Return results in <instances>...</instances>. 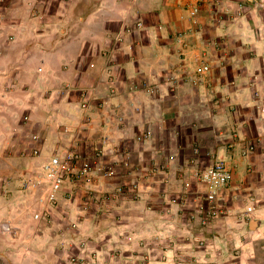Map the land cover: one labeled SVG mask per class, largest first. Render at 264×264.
Masks as SVG:
<instances>
[{
	"label": "crops",
	"instance_id": "crops-1",
	"mask_svg": "<svg viewBox=\"0 0 264 264\" xmlns=\"http://www.w3.org/2000/svg\"><path fill=\"white\" fill-rule=\"evenodd\" d=\"M198 1L204 3L196 28L187 8ZM263 1L257 0V7ZM3 2V151L33 160L27 169L42 159L20 151L19 142L30 134L39 136L41 154L73 144L128 151L140 166L142 189L140 199L111 201L108 194L127 178H98L75 188L74 199L65 193L59 197L49 223L36 226L19 213L12 219V233L0 232V239L19 243L8 252L0 249V264H65L54 245L87 238L94 264H264L262 214L247 223L235 218L203 227L179 201L188 172L215 160H223L236 178L264 177V168H258L264 161V9L246 2L241 19L218 24L213 0ZM136 22L141 30L121 33L122 26ZM118 36L121 41L114 45ZM200 58L210 72L205 84L194 87L187 76ZM114 77L118 94L111 93ZM132 82L138 86L135 92ZM143 84L158 85V93L146 92ZM146 132L149 138L137 143ZM248 145L253 151H247ZM194 148L205 156L190 166ZM154 164L163 173L148 176ZM57 223L74 225V235Z\"/></svg>",
	"mask_w": 264,
	"mask_h": 264
},
{
	"label": "built area",
	"instance_id": "built-area-1",
	"mask_svg": "<svg viewBox=\"0 0 264 264\" xmlns=\"http://www.w3.org/2000/svg\"><path fill=\"white\" fill-rule=\"evenodd\" d=\"M223 0H213V5H219ZM3 0H0V11L5 5ZM239 13H236L237 17L241 15L242 4L239 2L237 5ZM227 13L230 12L227 8ZM188 21L191 26L196 28L200 27L199 23V7L197 4L191 5L187 8ZM143 28L141 22H136L134 25L122 26L121 33L130 35L136 30ZM201 30V29H200ZM191 29L187 30L190 33ZM179 37L182 34H178ZM121 41V37L118 36L114 45ZM218 42H214V47L219 48ZM114 46L108 51V57L111 59L115 54ZM201 59V60H200ZM193 64L194 67L190 74L187 76V81L194 87L205 84V78L210 72V67L205 62L204 58H200ZM114 88L111 90L112 94H118L117 92V80H110ZM131 91L138 90V86L135 83L130 84ZM143 89L146 92L155 95L159 91L158 85L143 84ZM82 96L86 98L88 94L83 93ZM87 99V98H86ZM88 103V100H84ZM82 108H86L83 103ZM30 139H26L25 151L29 156L33 158H39L42 152L41 140L39 136L33 134L29 136ZM149 138V133H144L136 138L137 143H142ZM195 149V150H194ZM189 158V165L195 166L198 164L197 157L199 156V149L194 148ZM253 146L248 145L247 151H253ZM22 155L23 154L22 152ZM161 166L154 164L149 170L148 176H157L163 173ZM97 176L104 179L111 180L117 176H124L127 181L124 180L121 185L115 188L114 193L110 198L116 197H130L133 200H137L141 195V169L137 164H133L131 154L128 151L120 153L117 150L113 151L95 149L90 154H83L77 151L73 145L59 148L54 150L50 158L46 161L40 162L38 166H34V170L27 169L22 172L20 189L22 192L29 193L35 198V208L31 211V221L35 224L40 222H47L51 220L54 207L57 204L58 193H60L66 184L68 183H91ZM189 178H187L181 187V193L179 201L186 210L188 217L192 220H198L203 227L209 226L214 221H222L226 219L227 211L226 207L222 204L221 193L222 191L233 181L234 175L230 168L223 160H215L212 164L201 169H192L188 172ZM129 179V180H128ZM132 179V181H131ZM8 181L0 179V190L8 185ZM68 192H66L67 194ZM254 209L248 207L246 209V215L248 217L254 215ZM74 226V225H73ZM80 251L78 254H85L83 250L84 244H79ZM77 249V250H79ZM82 249V250H81ZM76 253L70 254V262L76 264L80 259Z\"/></svg>",
	"mask_w": 264,
	"mask_h": 264
},
{
	"label": "rangeland",
	"instance_id": "rangeland-1",
	"mask_svg": "<svg viewBox=\"0 0 264 264\" xmlns=\"http://www.w3.org/2000/svg\"><path fill=\"white\" fill-rule=\"evenodd\" d=\"M62 1L66 2V0H62ZM200 1H202V0H200ZM207 1H209V0H207ZM228 1L229 0H223V2L217 6L213 5L210 2V7L212 6L213 9H216L217 12H220V15L218 16V14H217V17H216L218 24H223L224 21L232 24L234 22H237V20L241 19L243 16L242 13L239 17L236 16L237 15L236 13H239V12L235 11V7L240 2L242 4V7H241L242 10H244L245 7L247 6L246 1L245 0H239L237 3H234V5L231 3H228ZM202 3H204V1L197 3V6L202 7V5H203ZM263 3H264V1H263ZM263 3H262V5H263ZM8 4L9 3L7 1L6 2L7 8H8ZM226 7L229 8V10H230L229 13L226 12L227 11ZM236 8L238 10L239 7H236ZM252 8H254L255 10H261V9H264V6H260V7H257V6L254 7L253 6ZM199 23L202 24L200 18H199ZM31 135H33V134H30L29 136H31ZM29 136L28 137L24 136L25 140L22 139V141L19 142L22 145V149L20 151H21V153L23 152V154H25V157H30L28 152L24 150L25 146H26L25 145L26 139L27 140L30 139ZM2 137H4V139L6 140V136L4 134L0 135V138H2ZM12 140L14 141V139H12ZM12 140H10L8 143V147H7L8 151L11 150L10 146L12 144L11 143ZM0 141L3 142L2 139ZM2 147L3 146L0 144V179H5L9 183H8V185L6 184V187H4L3 189L0 190V232H2L3 235L9 236L12 233V219H13V217L19 215V213H22V215H20L21 219L23 217H26L27 215L31 216V211H33V209L35 208V205H36V202L34 200L35 198L33 197V195H31L29 193H26L23 191L20 194H17V193L12 194L13 193L12 191H14V192L22 191L20 189L21 188L20 187V185H21L20 181L22 178L21 174L24 170H27V167L31 164V162H33V160L27 158V159H29L27 162V160L25 161L21 158L17 159L14 157L12 151H11L12 155L9 156L6 152L3 151L4 149ZM41 147H42V144H41ZM78 147L79 146L74 145V148L77 151L82 152L83 154H90L95 149L108 150V148H105V146H103V145H95V144L92 146L89 144H85L84 147L82 146L81 149H79ZM60 148H63V147H60ZM57 149L58 148H56V149L54 148V150H57ZM42 150H43V148H42ZM53 151L51 152V154L53 153ZM47 153L50 154L49 148L46 149L45 153L41 154L42 159L40 160V162L46 161L48 158H50L51 154L46 157ZM202 154L203 153H201V152L199 153V157H197L198 161H199V158L205 156ZM6 156H9V157H6ZM240 158H242V156H240ZM24 159H26V158H24ZM246 166H248V165H246ZM258 168H259V170L264 168V161H259V167ZM30 170H34V167H31ZM233 174H234V181L236 180V182L234 183L232 181L222 191L221 196H220L221 200H222L221 202L226 207V211H227L226 219H224V220L236 218L239 220H244L245 223H247L248 220L253 218V216H254V218L256 216L261 217V215H259V213L264 216V177L259 178L257 176H251L249 178L242 179L241 176H238L239 178H236L237 172L233 171ZM98 178H102V177L96 175V178L92 182L97 181ZM102 179H104V178H102ZM252 179H254V181H252ZM247 181H249V182H247ZM77 184H75V183L66 184L64 189L60 193H58L57 201L59 200V197L63 196L64 193H65L64 197H66L68 195L70 197V199H74L76 197V194H77V192H75V188H79L80 185H84V184L87 185V183H82V182H77ZM252 184H254L255 186ZM114 191L112 193L108 194V196H109L108 200L112 201V200L118 198V197L110 198V196L114 193ZM66 192H68L67 195H66ZM12 195H14V197ZM15 196H16V198H15ZM105 196H107V194ZM66 198L69 199L68 197H66ZM140 198H141V195L138 199H140ZM13 201H14V203H13ZM56 206H57V204H56ZM55 207H54V209H55ZM248 207H252L254 209L255 213L253 216L248 217L246 215V209ZM55 211H56V209H55ZM52 216H53V214H52ZM14 220H15V218H14ZM49 221H47V222L49 223ZM216 222H219V221H214L212 223H216ZM40 223H38V224L34 223V224L36 226H39ZM57 226L59 228H63L64 230H67V231L70 230V232H72V235H74V233L72 231V230H74L73 225L67 226V224H64V223H62V224L57 223ZM62 240H63L62 243L60 241V243H58L57 245H54V247L56 249L58 248L61 250V252H62L61 258L63 259V263L74 264V263L70 262V256L69 255L73 254V253L78 254L77 252L80 251V249H79L80 246H78L79 244H84L83 250H85V254L84 253L81 255L78 254L79 257L82 259H80L76 264H94L95 263L96 260H95V256H94V251L90 250V246L88 244V242H89L88 238H87V240L86 239L79 240V241L78 240H68L67 242H64L65 239H62ZM17 244H19V243L12 241V238L10 240H8V238L0 239V249L3 250L4 252H6V251L8 252V249H12V245L16 246ZM14 246H13V248H14ZM20 247H21V249H23L22 246H20ZM232 248H235V247L233 246ZM77 249H79V250H77Z\"/></svg>",
	"mask_w": 264,
	"mask_h": 264
},
{
	"label": "water",
	"instance_id": "water-1",
	"mask_svg": "<svg viewBox=\"0 0 264 264\" xmlns=\"http://www.w3.org/2000/svg\"><path fill=\"white\" fill-rule=\"evenodd\" d=\"M246 2L250 3V4H254V5H258L257 0H245Z\"/></svg>",
	"mask_w": 264,
	"mask_h": 264
}]
</instances>
